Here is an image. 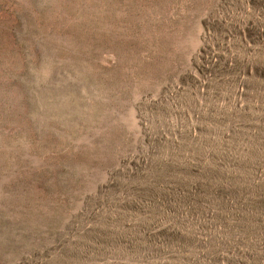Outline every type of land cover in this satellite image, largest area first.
Listing matches in <instances>:
<instances>
[{
	"label": "rangeland",
	"instance_id": "374dc122",
	"mask_svg": "<svg viewBox=\"0 0 264 264\" xmlns=\"http://www.w3.org/2000/svg\"><path fill=\"white\" fill-rule=\"evenodd\" d=\"M0 264H264V0H0Z\"/></svg>",
	"mask_w": 264,
	"mask_h": 264
}]
</instances>
